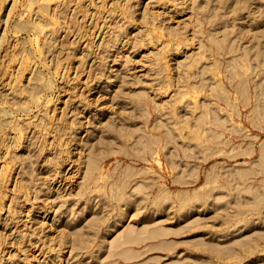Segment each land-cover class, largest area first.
<instances>
[{
	"label": "rangeland",
	"instance_id": "obj_1",
	"mask_svg": "<svg viewBox=\"0 0 264 264\" xmlns=\"http://www.w3.org/2000/svg\"><path fill=\"white\" fill-rule=\"evenodd\" d=\"M0 264H264V0H0Z\"/></svg>",
	"mask_w": 264,
	"mask_h": 264
},
{
	"label": "bare ground",
	"instance_id": "obj_2",
	"mask_svg": "<svg viewBox=\"0 0 264 264\" xmlns=\"http://www.w3.org/2000/svg\"><path fill=\"white\" fill-rule=\"evenodd\" d=\"M76 106H77V105H76ZM63 170H64V169H63ZM132 202H133V200L131 201V203H132ZM133 203H134V202H133ZM128 208H129V207H128ZM189 208H190V207H189ZM189 208H188V209H185V213L189 210ZM127 210H128V209H123V210H122V213L124 214L125 212H127ZM187 213H188V212H187ZM114 226H115V225H112V227H114ZM239 227H240V226H239ZM162 229L164 230V228H162ZM162 229H161V230L159 229L158 231H161L162 233H164L165 230H166V228H165L164 232L162 231ZM166 231H168V230H166ZM168 232H169V231H168ZM153 234H154V233H153ZM131 241H135V239H134L133 237H128V238H126V239L124 240V243H123V244L128 243V242H131ZM255 242H256V241H255ZM197 243H198V242H197ZM200 243H201V242H200ZM203 243H204V241H203ZM203 243H202V244H203ZM246 243H248V242H246ZM202 244H200V246H201ZM249 244H250V243H249ZM255 244H256V243H253V245H255ZM258 244H259V242H258ZM258 244H256V247H257ZM197 245L199 246V244H197ZM245 245L248 246L247 244H245ZM205 246H206L207 248H210V247H208V246H210V245H208V243H207V244L205 243ZM246 246H243V247H246ZM206 247H205V249H206ZM232 247H233V246H232ZM232 247H231V249L233 250ZM249 247H251V246H249ZM249 247H248V248H249ZM254 248H255V246H254ZM229 249H230V248H229ZM231 249H230L231 254H234V255H235L236 252H235V251H232ZM256 249H257V248H256ZM207 250H208V249H207ZM234 250H236V249H234ZM241 250L243 251L244 249H241ZM246 250H247V248H246ZM246 250H245V251H246ZM248 250H251V248L248 249ZM252 250L256 252V250H254V249H252ZM213 251H214V250H213ZM215 251H216V250H215ZM215 251H214V252H215ZM222 251H223V250H222ZM222 251H220V252H222ZM242 251H240V252H239L238 254H236L235 256H237V255H238V257L242 256ZM253 251H250V252H253ZM228 252H229V250H228V251H225V250H224V251H223L224 254H223V253H219V252H218L217 254H222L223 257H225V256H231V254H229ZM237 252H238V251H237ZM243 252H244V251H243ZM247 252H249V251H247ZM225 253H226V254H225ZM245 253H246V252H245ZM214 256H216V254H214ZM220 256H221V255H220ZM220 256H219V257H220ZM258 256H262V254H260V255L258 254ZM216 257H217V256H216ZM221 257H222V256H221Z\"/></svg>",
	"mask_w": 264,
	"mask_h": 264
}]
</instances>
